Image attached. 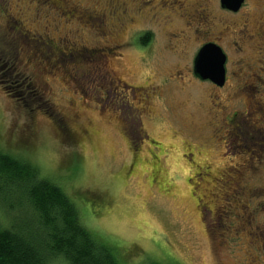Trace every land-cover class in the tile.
Segmentation results:
<instances>
[{"label": "rangeland", "instance_id": "obj_1", "mask_svg": "<svg viewBox=\"0 0 264 264\" xmlns=\"http://www.w3.org/2000/svg\"><path fill=\"white\" fill-rule=\"evenodd\" d=\"M212 41L220 86L193 72ZM0 150L126 264H264V0H0Z\"/></svg>", "mask_w": 264, "mask_h": 264}, {"label": "trees", "instance_id": "obj_2", "mask_svg": "<svg viewBox=\"0 0 264 264\" xmlns=\"http://www.w3.org/2000/svg\"><path fill=\"white\" fill-rule=\"evenodd\" d=\"M10 24L19 33L18 24ZM27 36L31 35L23 37ZM33 43V57L42 56L47 50L52 53L50 47ZM16 47L12 48L15 56ZM78 51V60L87 54H104L95 49ZM12 71L9 66L2 72L5 82ZM6 84L4 88L10 90L11 97L25 105L23 98L30 95L31 82L25 83L15 73L11 85ZM0 205L6 208L9 222L4 224L0 219V264H126L116 257L115 245L83 225L76 204L57 184L42 177L29 162L1 150Z\"/></svg>", "mask_w": 264, "mask_h": 264}, {"label": "water", "instance_id": "obj_3", "mask_svg": "<svg viewBox=\"0 0 264 264\" xmlns=\"http://www.w3.org/2000/svg\"><path fill=\"white\" fill-rule=\"evenodd\" d=\"M243 0H219L222 8L236 11ZM224 54L214 43H205L200 47L193 60V72L200 79H208L216 85L224 81Z\"/></svg>", "mask_w": 264, "mask_h": 264}, {"label": "flooded vegetation", "instance_id": "obj_4", "mask_svg": "<svg viewBox=\"0 0 264 264\" xmlns=\"http://www.w3.org/2000/svg\"><path fill=\"white\" fill-rule=\"evenodd\" d=\"M18 24H20L19 22H17ZM212 43H214V41H212ZM143 112H145V111H143ZM161 147H162V143H160V142H153V148H154V152H156V150H161ZM153 155V154H152ZM154 157H156V160L155 161H160V156L157 154L156 156L155 155H153ZM191 161H190V163H192V159H191V157L189 158ZM157 167V166H156ZM206 168V167H205ZM208 170V169H207ZM157 173V172H156ZM206 174V173H205ZM196 175H198V172H192L191 173V178H190V180H192L193 178L194 179H196L197 178V176ZM193 177V178H192ZM199 202H200V199H198L197 200V206H199L198 204H199ZM202 205V204H201ZM203 206V205H202ZM203 208V207H202ZM206 210V209H205ZM200 211V210H199Z\"/></svg>", "mask_w": 264, "mask_h": 264}]
</instances>
